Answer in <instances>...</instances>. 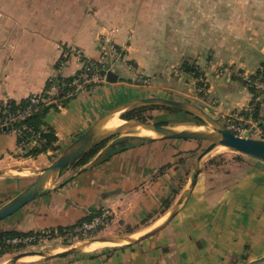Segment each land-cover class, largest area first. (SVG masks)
<instances>
[{"label": "crops", "instance_id": "obj_1", "mask_svg": "<svg viewBox=\"0 0 264 264\" xmlns=\"http://www.w3.org/2000/svg\"><path fill=\"white\" fill-rule=\"evenodd\" d=\"M60 46L107 61L118 80L51 109L44 126L54 130L55 148L37 157L27 156L31 147L21 148L13 130L0 132V205L114 107L115 94L169 98L172 91L177 99L194 92V103L220 121L243 113L253 92L242 75L264 65V0H0V101L19 102L43 93L52 79L71 78L78 64L60 67ZM110 46L120 48L118 60ZM221 64L230 69L226 76ZM190 66L199 68L203 88ZM202 144L130 136L105 145L67 183L0 221V233L59 232L109 209L114 216L103 235H143L183 193ZM262 255L264 161L215 150L189 199L156 235L23 264H246Z\"/></svg>", "mask_w": 264, "mask_h": 264}, {"label": "water", "instance_id": "obj_2", "mask_svg": "<svg viewBox=\"0 0 264 264\" xmlns=\"http://www.w3.org/2000/svg\"><path fill=\"white\" fill-rule=\"evenodd\" d=\"M108 81L118 80L116 73L109 71ZM157 106L171 108L187 113L199 120L202 124H157L148 120L131 118L122 123L109 125L120 113L139 107ZM126 136H139L148 139L160 140H196L206 143V147L196 157L189 181L177 202L170 209L166 219L138 237L135 236H101L82 242L75 247H68L65 251H26L15 255L5 264H16L20 259L31 256H39L46 259L64 257L78 254L91 244L114 243L134 244L152 237L167 227L179 213L183 205L189 199L196 185L204 159L218 148H226L232 152L251 156L264 161V139L239 136L230 131L220 120L213 117L201 106L172 98L152 96L130 99L105 112L85 132L67 146L49 165L36 171L37 178L0 206V221L13 215L23 206L38 197L48 193L56 187L67 183L80 169L72 175L60 181L77 163L96 147L114 143ZM104 145V146H105ZM2 171H0V174ZM246 264H264V255L253 259Z\"/></svg>", "mask_w": 264, "mask_h": 264}, {"label": "built area", "instance_id": "obj_3", "mask_svg": "<svg viewBox=\"0 0 264 264\" xmlns=\"http://www.w3.org/2000/svg\"><path fill=\"white\" fill-rule=\"evenodd\" d=\"M60 67L67 66L71 60H76L80 63L81 68L72 77L71 81L66 85L71 90L63 97H59L61 85L53 83L49 89L44 93L30 95L28 105L18 113H11L8 110L4 111L5 116L0 117V131L5 132L8 128L20 137V147L27 148L41 147L47 140L42 138L41 132H36L33 128L23 125L14 128V125L38 111L41 104H56L58 108L62 107V101L66 98L73 97L89 85H100L107 81V74L109 71L102 65V63L87 59L81 49L76 46H60ZM230 72V69H220V74L223 72ZM257 74V73H256ZM252 76L254 77L252 79ZM246 76L242 75L243 79L247 81L248 85L255 90L252 102L246 107L244 112H235L229 114L221 121L230 131L239 135L247 137H255L264 139V65L260 68V75ZM256 77V78H255ZM52 79L51 81L56 80ZM62 86H65L63 84ZM46 95V97H44ZM8 101H5L7 103ZM44 132H47L46 127H41ZM28 131L31 135L25 137L23 132ZM112 218V211L102 209L91 219L85 220L72 228L64 230L63 233H54L48 237V233H36L33 235L15 236L4 238L0 244V252L5 248L9 249L11 246L30 247L35 245H44L48 241L58 239L63 243H68L70 246L81 243L85 240L98 237L110 225ZM66 244H63L67 247Z\"/></svg>", "mask_w": 264, "mask_h": 264}, {"label": "rangeland", "instance_id": "obj_4", "mask_svg": "<svg viewBox=\"0 0 264 264\" xmlns=\"http://www.w3.org/2000/svg\"><path fill=\"white\" fill-rule=\"evenodd\" d=\"M111 49H110V56L114 58V61L115 60H118L119 57L121 56V50L120 48L118 47H114V46H110ZM86 57V56H85ZM87 58V57H86ZM88 59V58H87ZM76 63L78 64V69H77V72L79 71V69L81 68V65L79 62L76 61ZM197 66V65H196ZM196 66H192L193 69H195L192 73H191V76L193 77L192 80L196 81L194 83L197 84V87L198 88H203V86L205 85V81L203 80V77H199V78H194V72L195 71H199V68L196 67ZM225 68L226 69V66L221 64L219 65V70L220 69H223ZM108 71L111 70V65H109L107 68H106ZM228 69V68H227ZM228 72H223L221 74V76H226ZM246 75V74H245ZM252 76V75H251ZM253 77V76H252ZM138 79V78H137ZM253 79V78H252ZM141 81H144L146 79L144 78H140ZM204 82H203V81ZM182 82V81H181ZM141 83V82H140ZM139 84V83H138ZM144 84H146V81H144ZM91 86H95V85H89L87 87H91ZM86 89V88H84ZM181 90V87L179 88ZM83 90V89H82ZM141 90V88H140ZM171 92V93H170ZM169 94L170 96L172 97H169V98H173V94H172V91H170ZM178 92V91H177ZM181 92V91H180ZM179 93V92H178ZM181 97H178L177 100H181V101H188V102H192L194 103V92H181L179 93ZM189 94L191 96H189ZM78 95V94H77ZM116 95V94H115ZM113 96L114 100H118V102L116 103L115 106L123 103V102H126L128 101V98L126 95H116V96ZM121 99V100H119ZM127 99V100H125ZM122 100H125V101H122ZM122 101V102H121ZM196 104V103H195ZM114 106V107H115ZM113 108V107H112ZM209 112V111H208ZM129 112L126 111V112H122L120 114H118L115 118H114V123L115 124H119V123H122L123 121H125L126 119H131V118H128V117H132V118H138V119H143V120H148V121H151V122H154V123H157V124H169V125H172V124H181L182 122L184 123V120H185V123L184 124H200L199 122H196V121H192V118L189 116V115H186V114H180L178 112H175V111H171V110H168V109H165V108H150V109H144L142 111H137V110H134V114H128ZM211 114V112H209ZM182 117L180 118L179 117ZM213 115V114H212ZM118 117V118H117ZM223 121V120H222ZM126 137H130V136H126ZM124 137V138H126ZM134 137V136H133ZM135 137H139V136H135ZM123 139V138H122ZM206 143H203L202 144V149H204L206 147ZM216 151H230L226 148H218ZM81 167V166H80ZM79 166H75L74 168H72L60 181H63L64 179H66L67 177H69L70 175H72L73 173H75V171H77L79 168ZM37 178V175L33 176L30 180V183L33 182L35 179ZM19 193V192H18ZM7 201H9L7 199ZM6 200L3 201L2 204L6 203L7 202ZM0 205V206H1ZM109 210V209H108ZM112 211V210H111ZM113 216H114V212L112 211V218H111V221H110V225L112 223V220H113ZM164 221V220H163ZM109 225V227H110ZM108 227V228H109ZM107 228V229H108ZM105 229V230H107ZM104 230V231H105ZM104 231H102V233L98 234V237H101V236H124V235H106L104 233ZM57 234H60L59 232H55ZM52 235H48V237H50ZM54 237V236H52ZM62 244H66V243H63L62 241L58 240V239H53L52 241H48V243L44 244V245H35V246H30V247H22V246H11L9 247V252L4 254L3 256L0 257V264H5L7 263L8 261H10L15 255H18L22 252H26V251H32V250H37V251H52V252H61V251H65L68 247H69V244H71L70 242L68 243L67 247L64 248L63 250H57V249H51V248H54V247H60V246H64ZM82 244L81 243H77L76 245L73 244V246H70V247H75V246H78ZM103 244V245H102ZM119 245H123V244H114V243H95V244H91L89 247H87L84 251L80 252V253H98L104 249H107L109 247H115V246H119ZM65 247V246H64ZM69 247V248H70ZM40 259L39 256H36V257H25V258H22L20 259L16 264H23V263H29L31 261H35V260H38Z\"/></svg>", "mask_w": 264, "mask_h": 264}, {"label": "trees", "instance_id": "obj_5", "mask_svg": "<svg viewBox=\"0 0 264 264\" xmlns=\"http://www.w3.org/2000/svg\"><path fill=\"white\" fill-rule=\"evenodd\" d=\"M98 62L102 63V65L107 68L108 67V63L107 61L106 62H103L102 60H97ZM189 68V71L190 72H193L195 69L192 68V66L188 67ZM200 74L198 73V71H195L194 72V78H199ZM256 77H258L260 75V71L257 72V74H255ZM107 77H108V74H107ZM255 77V78H256ZM254 78V77H252ZM71 81V78H57L56 80L54 81H50L48 83V86L46 89H49L53 83H59V85H61V89H60V92H59V97H63L67 94V92H69L71 89L68 88L66 85ZM63 84H65V86H62ZM251 87V90L253 92V94L255 93V90L252 86ZM46 91V90H45ZM44 93V92H43ZM44 97H46V95H44ZM75 97V95L73 97H70V98H66L62 101V106H66L68 104V102L73 99ZM47 98V97H46ZM29 103V100L28 99H25V100H22V101H19V102H16V101H8L7 103L5 102H2L0 101V117H4L5 114H4V111L5 110H8L9 112L11 113H18L20 111H22L23 109H25V107L28 105ZM152 109V108H164V107H157V106H147V107H139V108H135V109H132V110H129L128 114H134V110H137V111H142V110H146V109ZM51 109H58V106L56 104H50V105H46V104H41L38 111L34 112L33 114H31L30 116L26 117L25 119L23 120H20L18 121L15 125H14V128L16 127H20V126H23L24 124L33 128V130H35L36 132H41V135H42V138L46 139L47 140V143H44L41 147H35V148H32L29 150V153H27V156H31V157H37L38 155H40L41 153H44V152H47L49 149H54L55 146V142H56V136H55V133H54V130L50 127H46V130L47 132H44V130L41 129L42 126L46 125V117L49 113V111ZM165 109H168V110H171V111H175V112H178V113H182V114H186V115H189L187 113H183L181 111H178L176 109H171V108H165ZM191 118H192V121H196V122H199L200 124H202L203 122L191 115H189ZM128 118H132L131 116L128 117ZM13 130V129H11ZM1 132V131H0ZM23 135L25 137L31 135V133H29L27 130L25 132H23ZM19 142H20V137H19ZM202 142V141H200ZM122 142H117L116 145H118L119 147H122ZM204 143V142H203ZM106 143L96 147L94 150H92L90 153H88L85 157H83L78 163L76 166H82L84 165L86 162H88ZM88 220V219H87ZM85 221V220H83ZM81 221V222H83ZM79 222V223H81ZM77 223V224H79ZM75 224V225H77ZM75 225H73L72 227H74ZM72 227H68L67 229L69 228H72ZM66 230V229H65ZM64 232V229L62 230H59V233H63ZM45 233H48L49 235H53L55 232H52V231H46ZM33 234H36V233H28V234H22V233H15V232H2L0 233V244L1 242L3 241L4 238H7V237H15V236H25V235H33ZM10 250L9 249H3L1 252H0V257L3 256L4 254L8 253Z\"/></svg>", "mask_w": 264, "mask_h": 264}, {"label": "bare ground", "instance_id": "obj_6", "mask_svg": "<svg viewBox=\"0 0 264 264\" xmlns=\"http://www.w3.org/2000/svg\"><path fill=\"white\" fill-rule=\"evenodd\" d=\"M118 118V117H117ZM114 119L109 123V125H114ZM223 148V147H222ZM103 245V244H102ZM31 257H36V256H31Z\"/></svg>", "mask_w": 264, "mask_h": 264}]
</instances>
